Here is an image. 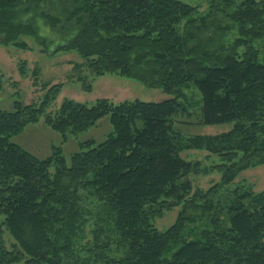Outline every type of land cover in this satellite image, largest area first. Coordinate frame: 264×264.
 <instances>
[{
    "label": "trees",
    "instance_id": "trees-1",
    "mask_svg": "<svg viewBox=\"0 0 264 264\" xmlns=\"http://www.w3.org/2000/svg\"><path fill=\"white\" fill-rule=\"evenodd\" d=\"M37 19L63 34L56 51L77 52L93 76L115 73L168 94L192 84L201 123L233 125L184 139L172 124L176 97L64 100L52 117L45 109L60 84L38 106L15 100L0 111V264H264V191L229 187L264 165V44L253 46L264 39V0H208L205 12L181 0H0V44L45 43ZM43 115L64 139L106 115L112 132L81 144L68 164L54 146L41 159L11 138ZM186 149L217 155L210 169L220 180L193 190L189 175L206 169L182 158ZM174 207V222L158 230L154 220ZM89 218L92 239L79 246Z\"/></svg>",
    "mask_w": 264,
    "mask_h": 264
},
{
    "label": "rangeland",
    "instance_id": "rangeland-1",
    "mask_svg": "<svg viewBox=\"0 0 264 264\" xmlns=\"http://www.w3.org/2000/svg\"><path fill=\"white\" fill-rule=\"evenodd\" d=\"M191 6H197L199 12L208 8V0H181ZM39 34L45 38V43H38L30 36H22L19 42L24 47L0 44V111H12L15 100L25 105H40L48 90L60 84L57 96L49 102L45 115L51 117L58 111L64 100H72L88 106L96 101L106 99L114 105L125 101L140 100L145 102H160L176 97L180 105L179 111L172 117L174 129L184 139L197 136H214L231 129L232 123L206 126L201 123V94L192 84H184L175 88L172 94L165 93L160 87H149L142 82L115 73H105L93 76L79 54L72 50H57L63 34L52 32L41 19H37ZM264 39L253 43L255 48H261ZM74 69V66H76ZM80 77V79H78ZM43 115L38 122L28 124L11 141L38 158L49 157L52 146L59 148L69 163L70 155L79 151L80 145L91 141L94 145L102 142L112 132L109 115L99 119L92 127L82 132H66L65 139L60 132L53 130L44 122ZM86 148H84L85 150ZM180 156L186 160L199 161L202 169L198 174H190L189 180L193 190H206L221 178L217 170L210 169L220 162L215 154L205 150L186 149ZM54 172V166L50 168ZM249 187L253 192L264 191V165H257L238 173L229 186ZM89 204L90 203L87 202ZM91 205H95L92 203ZM179 207L164 211L154 220L158 230H164L171 225L179 211ZM94 228L93 219L89 218L86 224V236L78 243L82 246L92 239L91 231ZM6 246L12 240L8 233L4 235ZM108 254L111 255L108 251Z\"/></svg>",
    "mask_w": 264,
    "mask_h": 264
}]
</instances>
